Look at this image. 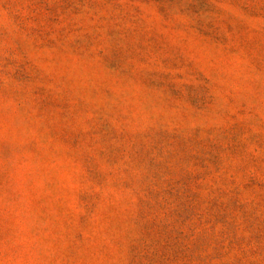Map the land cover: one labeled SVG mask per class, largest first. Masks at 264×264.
<instances>
[{
    "label": "rangeland",
    "instance_id": "rangeland-1",
    "mask_svg": "<svg viewBox=\"0 0 264 264\" xmlns=\"http://www.w3.org/2000/svg\"><path fill=\"white\" fill-rule=\"evenodd\" d=\"M0 264H264V0H0Z\"/></svg>",
    "mask_w": 264,
    "mask_h": 264
}]
</instances>
